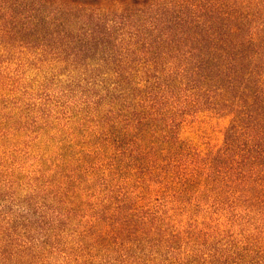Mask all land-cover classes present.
Here are the masks:
<instances>
[{
  "label": "trees",
  "instance_id": "obj_1",
  "mask_svg": "<svg viewBox=\"0 0 264 264\" xmlns=\"http://www.w3.org/2000/svg\"><path fill=\"white\" fill-rule=\"evenodd\" d=\"M3 55L0 264H264V0H0Z\"/></svg>",
  "mask_w": 264,
  "mask_h": 264
},
{
  "label": "rangeland",
  "instance_id": "obj_2",
  "mask_svg": "<svg viewBox=\"0 0 264 264\" xmlns=\"http://www.w3.org/2000/svg\"><path fill=\"white\" fill-rule=\"evenodd\" d=\"M2 63H4V55L0 57V65ZM2 100H4V98ZM2 106H4V102L3 103L1 102L0 105V110L2 111V117L4 118V112H3L4 109H1ZM2 121H4V119H0V122ZM221 127L222 126H219L216 123H208V121L204 119H197V120L194 119L192 124L186 127V133L190 137L192 136L194 137V139H197L198 143L203 142V143H211V145H220L223 141V134H222L223 132ZM2 145L4 147V141H2ZM203 148L205 147L203 146ZM3 159H4V149L3 152L0 151V161Z\"/></svg>",
  "mask_w": 264,
  "mask_h": 264
}]
</instances>
